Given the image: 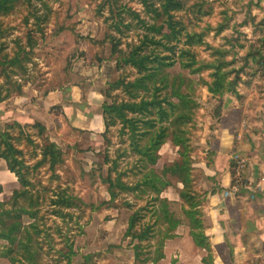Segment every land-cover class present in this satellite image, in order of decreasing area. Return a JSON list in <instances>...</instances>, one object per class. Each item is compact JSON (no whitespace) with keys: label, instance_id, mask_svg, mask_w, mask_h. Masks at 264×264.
Here are the masks:
<instances>
[{"label":"rangeland","instance_id":"rangeland-1","mask_svg":"<svg viewBox=\"0 0 264 264\" xmlns=\"http://www.w3.org/2000/svg\"><path fill=\"white\" fill-rule=\"evenodd\" d=\"M181 1L185 7L174 13L184 26L178 45L194 52V69H199L192 73L182 67L177 59L179 49L171 55L172 52L163 46L155 48L149 43L147 47L155 49L156 54L171 55L174 63L168 68L170 73L183 75L187 85L192 83L189 94L196 106L188 124L190 142L185 153L193 162L190 172L193 189L204 201L207 193L214 191L216 186L215 177L205 174L199 164L209 165L211 159L209 153L201 156L202 146L205 149L201 138L205 137L209 127L228 119L222 112L226 97L241 100L245 94L241 95L240 89L254 86L260 89L264 85V0ZM119 3L126 4L151 22L142 0H119ZM120 13L122 32L116 29L117 16L109 10L105 0H22L14 12L0 19L4 32L0 36V45L3 43L0 59L4 55L13 57L20 46L30 53L25 70L19 72L14 68L18 73H8L9 80L1 72L0 65V96L11 91L8 98L0 102V129L15 123L11 132L26 165L24 171L28 172L29 188L40 193L41 203L33 209L36 216L22 217L26 227L36 224L40 232L34 235L38 245L32 248L39 264H80L85 258L87 264H141L135 259L134 248L138 241L126 236V231L130 216L139 207L145 217L140 224L154 223L151 208L155 194L133 192L123 186L134 185L142 177L140 155L131 146L129 131L120 121L112 124L109 130L105 126L103 132L72 126L75 107L84 110L90 120L94 112L100 110L103 113L105 101L128 98L121 87L112 89L106 97L104 92L112 82L119 78L134 80L139 76L134 67L118 64V59L122 55L121 49L126 51L128 44H138L145 30L139 18L130 11ZM126 24L131 26L127 28ZM186 33L195 41L191 45L186 44ZM113 38L120 40L116 53L112 52ZM216 61L227 62L221 66V71L229 79L227 81L237 80L239 95L228 92L220 97L208 90L205 81H212L211 64L216 65ZM59 91L64 93L62 102L57 101L58 95L53 97ZM47 98L54 99L56 104L44 111L41 105ZM73 98L79 102L74 108ZM34 109H38L37 115L46 127L42 134L34 127L38 122L32 114ZM27 136L32 140H27ZM48 141L57 143L64 153V162L53 169L48 162L40 163L43 146ZM180 152L168 138L159 148V159L153 168L161 172L165 165L182 161ZM1 165L4 166V162H0V183L5 188L0 194V202L10 203L19 182L8 170L2 172ZM169 179L172 185L163 191L162 197L171 198L170 209L187 225L182 212L183 200L180 196V201L172 200L179 195L183 185L177 176ZM206 184L212 187L206 190ZM110 188L115 193L113 198ZM62 189L73 197L70 207L53 203ZM142 227L138 225L136 230L140 231ZM158 232V226H155V234ZM159 233L151 237L152 242L142 243L144 254L141 257L154 251L161 236ZM167 241L170 238L165 240L164 248ZM172 249L175 247L171 243L170 253L173 254L175 250ZM70 251L73 254L69 255ZM15 257L18 264H26L24 255L16 254ZM181 262L179 257H172V264ZM0 264L11 262L0 257Z\"/></svg>","mask_w":264,"mask_h":264},{"label":"trees","instance_id":"trees-1","mask_svg":"<svg viewBox=\"0 0 264 264\" xmlns=\"http://www.w3.org/2000/svg\"><path fill=\"white\" fill-rule=\"evenodd\" d=\"M105 1L109 4V10L117 16V23L115 22V24L119 32H122L120 23L123 20L120 12L124 10L130 11L136 18H139L145 30L138 44H128L129 49L127 48L126 51L121 49L122 55L118 59V64L134 67L139 76L134 80L119 78L112 82L107 91L104 92V95L108 97L112 89L121 87L128 94V98L120 101L116 99L111 102L105 101L102 106L107 130L112 124L120 121L123 128L129 131L132 148L140 155L142 177L134 185H123L124 188L133 192L140 190L142 193L150 191L155 194L151 208L154 223L150 224L145 221L140 224L145 219L141 212L142 207L134 210L129 218L126 236L138 241L134 248L136 262L156 264L164 258L165 240L176 237V229L184 223V220L178 218L175 212L170 209V201L162 197L163 191L172 185L169 177L177 176L183 185L179 195L184 202L182 212L190 228V236L198 247L207 252L206 256L203 257V264H214L212 248L204 225L202 209L204 201L197 197L193 189L190 173L193 162L185 153L190 142L188 124L193 118V111L196 106L195 100L189 94L192 83L185 84L186 79L183 75H174L168 70L174 63L171 55H175L177 49H179L177 59L182 67L190 69L192 73L199 69V67L194 69V52L190 48H180L178 45L184 26L181 21L175 18L174 13L183 9L185 5L181 0H142L144 10L153 20L149 22L141 18L137 11L129 9L130 7H127L126 4H120L119 0ZM20 3L22 0H0V19L14 12ZM125 26L129 28L131 25L126 24ZM3 34L0 25V36ZM186 36V44L191 45L195 42L190 34L186 33ZM149 43L155 45V48L163 46L162 48L171 51L172 54H156L153 51L155 49H148ZM119 44L120 40L112 39L113 53L119 52ZM2 46L3 43L0 45V52L3 50ZM29 54L26 47L20 46L13 57L4 55L0 59L1 72L7 75V80L11 78L8 73L17 72L14 68H18L19 72L25 70V63L30 60ZM221 62L216 61L218 65L211 64L213 69L210 74L212 81H205V85L212 94H217L220 97L228 92L239 95L236 89L237 80L227 81L229 79L221 71V66L227 62ZM17 89L20 90V87ZM10 92L8 90L6 95L0 96V102L8 98ZM14 125L15 123L7 125L5 129H0V158L6 162L8 170L16 176L19 182V188L12 192L10 203L0 202V257L7 258L11 264H18L15 255L22 254L26 264H39L32 248L38 245V239L34 235H39L40 232L36 224L32 223L30 227H26L22 217L24 215L36 216L37 212L33 209L41 203L40 193H34L29 188L28 172L24 171L26 165L20 156V149L15 144L16 137L11 132ZM34 127L39 129V134H42L46 129L41 122H35ZM27 138L29 141L32 140L29 136ZM168 138L181 150L182 161L165 165L161 172H158L153 168V165L159 159V148ZM42 151L40 163L48 162L53 169L64 162V153L57 143L48 141L43 146ZM3 191L4 187L0 184V194ZM109 192L112 198L115 197L111 188ZM72 201L73 197L62 189L57 193V198L53 200V203L70 207L73 204ZM8 205L11 207L9 208ZM138 225L143 226L140 231L136 230ZM155 226H158L160 232L158 233L161 235L158 243L154 246V251L147 253L145 257H141L144 254L141 249L142 243L144 241L152 242L151 237L158 234H155ZM70 254L73 252L70 251ZM20 261L22 262V259ZM68 261L71 262L72 258L69 257ZM80 264H87V258H85L84 263Z\"/></svg>","mask_w":264,"mask_h":264},{"label":"crops","instance_id":"crops-1","mask_svg":"<svg viewBox=\"0 0 264 264\" xmlns=\"http://www.w3.org/2000/svg\"><path fill=\"white\" fill-rule=\"evenodd\" d=\"M95 93L102 95L101 92ZM240 93L245 94L242 96L244 100L226 97L222 112L228 119L221 120L213 128L209 127L205 137L201 138L205 146L200 150L201 156L209 153L211 159L209 165L204 162L199 164L205 174L215 177L216 186L214 191L207 193L202 205L214 264H264V85L260 89L255 86L242 88ZM63 94L59 91L53 97L58 95L57 101L62 102ZM76 102L79 103L75 99L73 108ZM43 104L41 108L48 111L56 102L47 98ZM75 108L72 126L103 132L105 122L100 110L88 120L84 110ZM32 112L34 118L44 124L37 115L38 109ZM236 155L244 159L243 164L238 163ZM1 161L5 164L1 165L4 172L8 168L0 158ZM211 181L208 180L212 184ZM211 187L206 184L204 188L208 190ZM179 196L175 195L172 200L180 201ZM176 234L167 241L165 257L157 264H172V257H179L181 264H203L207 252L195 244L189 226L184 222L178 226ZM171 243L175 247L173 254L170 253Z\"/></svg>","mask_w":264,"mask_h":264},{"label":"built area","instance_id":"built-area-1","mask_svg":"<svg viewBox=\"0 0 264 264\" xmlns=\"http://www.w3.org/2000/svg\"><path fill=\"white\" fill-rule=\"evenodd\" d=\"M235 159L238 161V163L243 164L244 163V159H242L239 155L235 156Z\"/></svg>","mask_w":264,"mask_h":264}]
</instances>
